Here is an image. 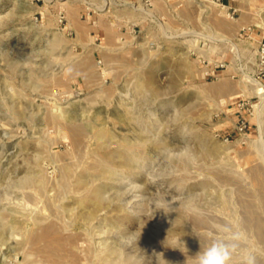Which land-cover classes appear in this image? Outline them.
<instances>
[{
	"label": "rangeland",
	"instance_id": "1",
	"mask_svg": "<svg viewBox=\"0 0 264 264\" xmlns=\"http://www.w3.org/2000/svg\"><path fill=\"white\" fill-rule=\"evenodd\" d=\"M261 41L264 0H0V264H194L223 225L264 264Z\"/></svg>",
	"mask_w": 264,
	"mask_h": 264
},
{
	"label": "clouds",
	"instance_id": "2",
	"mask_svg": "<svg viewBox=\"0 0 264 264\" xmlns=\"http://www.w3.org/2000/svg\"><path fill=\"white\" fill-rule=\"evenodd\" d=\"M219 231L224 233L222 238L214 239L207 247L194 256V264H232L233 256L246 234L239 229L234 230L230 225H223ZM242 264H258L257 256L248 252L243 256Z\"/></svg>",
	"mask_w": 264,
	"mask_h": 264
},
{
	"label": "bare ground",
	"instance_id": "3",
	"mask_svg": "<svg viewBox=\"0 0 264 264\" xmlns=\"http://www.w3.org/2000/svg\"><path fill=\"white\" fill-rule=\"evenodd\" d=\"M248 80H249V82L250 83H252L254 86H255V88L256 89H258V90H261L262 92L260 93V97H263L264 98V85H263V83L260 81V80H258V79H256V78H254V77H251V76H248ZM54 110V109H53ZM52 112V111H51ZM50 115H51V113L49 114V117H50ZM55 116H53V115H51V117L50 118H54ZM57 117H58V115H57ZM71 122V121H70ZM83 125V124H82ZM82 125H79V124H75V123H69V128H70V134H71V137H72V140H73V143L75 144L76 142H77V140H78V134L79 133H82L83 132V130H85L86 128H87V125H86V127H83ZM137 131V130H136ZM98 132V131H97ZM99 134H102V131L100 130L99 132H98ZM138 133V132H137ZM96 134V133H95ZM105 134V133H104ZM103 135V134H102ZM100 136V135H99ZM154 140V139H153ZM80 141V140H79ZM155 148V147H154ZM157 153V152H156ZM131 162V161H130ZM64 181V180H63ZM63 184V183H62ZM65 184H66V182H65ZM96 188V187H95ZM131 188V187H130ZM99 189V188H98ZM101 190L99 189V190H95V195L96 196H99V192H100Z\"/></svg>",
	"mask_w": 264,
	"mask_h": 264
},
{
	"label": "built area",
	"instance_id": "4",
	"mask_svg": "<svg viewBox=\"0 0 264 264\" xmlns=\"http://www.w3.org/2000/svg\"><path fill=\"white\" fill-rule=\"evenodd\" d=\"M217 1H221V0H217ZM257 58H258V65H259V70L263 73L264 75V41H261L259 46H258V50H257ZM246 127V122L244 121V119H242L240 121V130H243Z\"/></svg>",
	"mask_w": 264,
	"mask_h": 264
},
{
	"label": "crops",
	"instance_id": "5",
	"mask_svg": "<svg viewBox=\"0 0 264 264\" xmlns=\"http://www.w3.org/2000/svg\"><path fill=\"white\" fill-rule=\"evenodd\" d=\"M241 4L238 3L237 6L239 7ZM247 13L245 11H242V12H239V18H240V21L243 23L246 21V18H247Z\"/></svg>",
	"mask_w": 264,
	"mask_h": 264
}]
</instances>
